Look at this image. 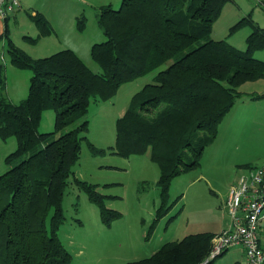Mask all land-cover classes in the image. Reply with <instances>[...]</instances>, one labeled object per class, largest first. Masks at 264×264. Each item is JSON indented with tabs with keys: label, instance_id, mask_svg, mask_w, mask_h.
I'll return each instance as SVG.
<instances>
[{
	"label": "trees",
	"instance_id": "trees-1",
	"mask_svg": "<svg viewBox=\"0 0 264 264\" xmlns=\"http://www.w3.org/2000/svg\"><path fill=\"white\" fill-rule=\"evenodd\" d=\"M227 1L121 0L118 9L101 6L97 21L106 40L91 46L99 72L72 49L33 58L7 39L11 64L30 69L31 77L26 97L12 102L4 94L5 67L0 62V139L14 136L17 141L5 157L9 168L0 174V264H70L72 255L58 235L65 221L68 179L82 140L93 154L105 152L87 140L88 107L111 98L123 83L165 65L116 120L115 145L110 149L125 157L149 152L159 167L162 201L173 177L200 164L219 124L243 95L238 87L264 78V61L253 56L264 47V27L250 16L230 27L235 31L251 26L245 50L211 38L213 23ZM29 17L39 32L31 41L53 31L42 13ZM78 23L84 24L79 19ZM46 109L55 111L54 129L41 132ZM186 152L191 153L188 162L182 159ZM73 180L98 206L105 224L120 217V212L106 207L96 185ZM162 212L158 208L157 216ZM214 235L190 233L163 243L149 257L124 264H197L211 250Z\"/></svg>",
	"mask_w": 264,
	"mask_h": 264
},
{
	"label": "rangeland",
	"instance_id": "rangeland-1",
	"mask_svg": "<svg viewBox=\"0 0 264 264\" xmlns=\"http://www.w3.org/2000/svg\"><path fill=\"white\" fill-rule=\"evenodd\" d=\"M58 3L60 6L56 8H51L50 4L47 6L51 9L47 12V19L53 31L34 42L29 40V37L35 39L38 35L34 24L28 22L32 29L25 30L22 24L10 21V35L14 44L33 58L48 56L65 48L75 49L92 71L99 72L100 67L91 57V46L106 40L97 21L99 9L78 0H59ZM120 3L121 0L112 2L113 9H118ZM245 16H250L254 23L264 27V0L227 1L213 23L214 36L228 43L231 41L236 48L244 47L241 50H245L251 26L247 24L235 31L230 30L238 19ZM232 17L237 18L233 20ZM78 19L83 20L82 27ZM2 54L8 65L6 48H3ZM255 54H260L263 58L259 59L264 61V47L256 50L254 57ZM164 67L162 65L123 83L111 98L93 101L88 107L87 140L97 148L105 149V152L93 154L87 141L82 140L79 159L73 166V176L68 179L63 197L65 221L59 227L58 235L72 255L70 264H124L149 257L167 241L202 231L203 220L211 215L215 206L220 208L223 205L218 189H228L235 177L246 171V168L237 170L236 166H231L228 158L231 148L235 149L238 145L239 149L246 147V153H257L254 149L257 148L256 136L250 137V143L244 145L242 140H234L231 135L238 128L230 123L226 114L218 126L216 138L204 149L200 164L173 177L167 198L162 201L157 185L159 167L150 156L143 153L125 157L110 148L115 145L116 120L124 113L132 96L145 84L151 83L157 71ZM27 71L31 74L30 69ZM250 84L241 85L238 89L247 91ZM11 97L15 103L22 99L21 94ZM54 119L53 109L44 110L39 131H52ZM256 130L264 131L260 126ZM10 138L15 144L14 151L17 141L14 136ZM10 140L7 141L8 145ZM225 153L226 157L222 159ZM182 159L188 162L191 153H184ZM8 168L5 160L0 159V171ZM74 177L96 185L97 191L105 195L106 207L120 212V217L105 224L98 206L89 200L85 190L74 183ZM160 207L163 212L157 216Z\"/></svg>",
	"mask_w": 264,
	"mask_h": 264
},
{
	"label": "crops",
	"instance_id": "crops-1",
	"mask_svg": "<svg viewBox=\"0 0 264 264\" xmlns=\"http://www.w3.org/2000/svg\"><path fill=\"white\" fill-rule=\"evenodd\" d=\"M58 1L59 0H20L19 7L15 10V12L11 16L2 17L0 15V62H2L5 67L4 94L12 102H15V99L11 96L15 94H21L22 99L26 97L29 88V80L31 74L27 71L26 68H18L15 67L13 64H11L10 58H9V64L8 65L5 64L4 56L2 54L3 48H6L7 51L8 49L7 39L13 42V39L10 35L11 27L9 23L10 21L14 23H19L24 26L25 30H29V29L31 30L32 29L31 24H34V22L31 21L29 15L35 14L36 12H40L47 18L48 17L47 12L51 10L50 8L48 9L47 6L52 2L50 4L52 5L51 8L53 6L54 8H56L57 5L60 6ZM78 1L84 5H91L93 8L99 9L101 6H105V5L112 7V2L114 1L116 2L117 0H113V1L112 0H78ZM235 18L237 17H234L233 20H236ZM28 22L31 24H29ZM35 27L37 28L36 25ZM35 32L36 31L34 30V33ZM32 38L34 37L32 36L29 37V40H31ZM211 38L215 40L220 39L219 37L214 36L213 28H212ZM230 44L234 46V43H232L231 41ZM239 48L244 49V47H239ZM73 51L80 57V55L77 53V51H75V49H73ZM255 57L258 59L263 58L260 54H255ZM246 83H251L248 90L242 91L243 95L236 99L231 109L226 113L227 114L226 117L229 118V121L230 123H232V125H236L238 128L231 135L234 138V140H236V142L237 140L238 141L242 140L244 145V143L246 142L250 143V137L256 136L257 142L255 143V146H257V148L254 149L257 150V153H246L247 151L245 152V150H247V148L242 147L239 149L238 145L236 146L235 149L231 148V151L228 153L229 162L232 167L236 166L237 170H240L242 168L247 169L249 167L258 166L264 163V131L256 130L257 126H260L264 129V97L261 98L252 97V95L255 94H264V78ZM237 107L239 108V110H235ZM10 137L6 138L5 140L0 139L1 160L2 159L5 160V157L9 154V152L10 153L12 152L15 146V144H12V140H10L12 138ZM243 138L245 139L243 140ZM8 139L10 140L9 145L7 144L8 143L7 141H9ZM258 139L260 141L259 144H258ZM239 150L242 151V153H240ZM146 153L149 155V152ZM225 157H226V153L223 154L222 159ZM4 171L5 169L0 171V174H2ZM236 178L237 177H235V179ZM228 190L229 188L225 190L218 189L221 196L220 198L223 200V205L220 208L215 206L212 209L211 215L203 220L202 231L199 232H211L216 234L227 226L229 222V215L226 207L224 206V202L227 198ZM262 239H263L262 247L264 249V231H262ZM215 261L216 263H214ZM213 263L214 264H246L244 250L241 246L229 247L226 250H224L220 255L216 256L209 264H213Z\"/></svg>",
	"mask_w": 264,
	"mask_h": 264
},
{
	"label": "built area",
	"instance_id": "built-area-1",
	"mask_svg": "<svg viewBox=\"0 0 264 264\" xmlns=\"http://www.w3.org/2000/svg\"><path fill=\"white\" fill-rule=\"evenodd\" d=\"M20 0H0V15L11 16ZM227 226L212 237V248L197 264H209L232 246H241L246 264H264V163L239 174L230 185L224 202Z\"/></svg>",
	"mask_w": 264,
	"mask_h": 264
}]
</instances>
